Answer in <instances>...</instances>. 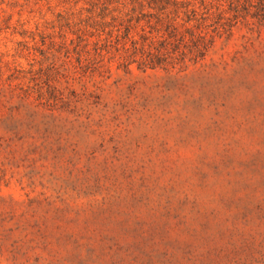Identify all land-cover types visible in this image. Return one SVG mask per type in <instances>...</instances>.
Wrapping results in <instances>:
<instances>
[{
  "label": "rangeland",
  "instance_id": "1",
  "mask_svg": "<svg viewBox=\"0 0 264 264\" xmlns=\"http://www.w3.org/2000/svg\"><path fill=\"white\" fill-rule=\"evenodd\" d=\"M94 1L0 0V81L12 88L0 103V264H159L163 249L187 264L233 230L252 234L264 222V0H175L207 12V50L145 72L78 60Z\"/></svg>",
  "mask_w": 264,
  "mask_h": 264
},
{
  "label": "trees",
  "instance_id": "2",
  "mask_svg": "<svg viewBox=\"0 0 264 264\" xmlns=\"http://www.w3.org/2000/svg\"><path fill=\"white\" fill-rule=\"evenodd\" d=\"M144 1L147 2L146 8L154 11L153 14H141ZM247 1L249 0H245ZM88 6H90L89 16L77 37L78 60L82 56L87 59L91 57L93 65H98L103 62L106 55H110L108 61L116 58L118 65L125 71H128L131 65H135L138 71L145 72L157 68L164 70L174 68L175 65L182 64L186 56H189V61H195L197 58H202L207 50L206 34L203 31L208 14L190 8L189 3H179L175 0H95ZM181 12L184 16L180 18L181 26L187 25L183 30L188 38L178 31L177 20ZM261 16L264 20V13H261ZM141 22L148 30L140 26ZM137 28L140 29V34L134 38L131 34ZM87 35L97 38L92 44V55L86 49ZM119 36L125 42H120ZM82 43L86 44L81 47ZM167 47L172 48L173 52L182 49L178 59L172 58L173 53H170ZM7 93H12L11 86L8 84L5 87L0 81V103L1 97ZM262 221L263 219H259L256 230L247 236L239 229L230 232L229 236L235 235L239 239L228 243L224 249H206L203 254H195L196 250H192L185 257L186 263L264 264V222ZM201 239L207 241L208 237L203 234ZM155 252L159 264H176L174 256L167 249ZM144 257L140 264H154L150 255Z\"/></svg>",
  "mask_w": 264,
  "mask_h": 264
}]
</instances>
